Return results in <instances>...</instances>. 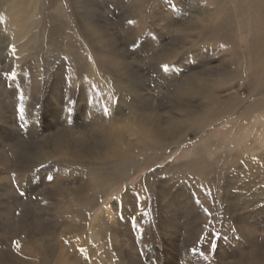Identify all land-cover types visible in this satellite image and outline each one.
Here are the masks:
<instances>
[{
    "label": "rangeland",
    "instance_id": "rangeland-1",
    "mask_svg": "<svg viewBox=\"0 0 264 264\" xmlns=\"http://www.w3.org/2000/svg\"><path fill=\"white\" fill-rule=\"evenodd\" d=\"M226 2L0 0V264H250L264 248V181L224 202L214 185L264 149V38L238 35ZM112 132L126 154L108 162ZM90 160L111 175L92 190ZM56 189H101L86 228Z\"/></svg>",
    "mask_w": 264,
    "mask_h": 264
},
{
    "label": "bare ground",
    "instance_id": "bare-ground-1",
    "mask_svg": "<svg viewBox=\"0 0 264 264\" xmlns=\"http://www.w3.org/2000/svg\"><path fill=\"white\" fill-rule=\"evenodd\" d=\"M212 2L220 9L223 10V7H224V3L226 1H223V0H212ZM227 5H230L232 8H233V11L231 14H228L227 13V17L228 16H233L234 18L237 17L238 15L240 16H243V18L245 19V22H246V25L243 26V28L240 30L238 29V35L240 36H243L244 38H254V39H257V38H264V29H262L263 25H264V0H231L229 2H226ZM215 6V8H216ZM225 11H222V14L224 13ZM32 13V12H31ZM219 13V12H218ZM221 13H219L220 17L221 18H224ZM226 18V17H225ZM240 23V22H239ZM258 24V25H257ZM15 27H19V26H16ZM20 29V27H19ZM23 31V29L21 30ZM17 33V32H16ZM22 33V32H21ZM24 34V33H23ZM237 35V37H238ZM23 36V35H22ZM25 36V35H24ZM22 46V45H21ZM264 98V97H262ZM252 106V105H251ZM258 105H256L257 107ZM254 108V107H253ZM254 109H252L249 113H252ZM255 110H257V117L258 116H264L262 115V113L264 112V105H259V107H257ZM244 113V112H243ZM248 112L243 116V118L248 119L251 117V115L249 114ZM247 124V127L249 126L250 124V121L249 123H246ZM252 127V126H250ZM93 128V127H92ZM254 129V128H252ZM260 129V128H259ZM113 131V130H112ZM149 131V130H148ZM146 132V131H145ZM248 132V131H247ZM150 133V132H149ZM261 133H262V136H264V128L261 129ZM92 134V133H91ZM142 134V133H141ZM148 134V132H147ZM112 141L111 143L109 144L108 147H106L104 149V152L102 153L101 152V155L104 154L106 152V149H108V151L106 152L107 154H110L112 155L113 157H125V152L123 151L122 149V145L119 146V143L121 142L120 139H119V136L116 132H112ZM151 136V135H150ZM141 138V136H139ZM148 137V136H147ZM144 138V137H143ZM151 138V137H150ZM122 144V143H121ZM97 149V148H96ZM95 153V151H94ZM128 153V152H127ZM103 158L104 161H108V162H113L112 160H108V157L107 155H102L101 156ZM107 158V160H106ZM144 158V157H143ZM257 157H255L256 159ZM242 162L245 160H251V158H247V157H242L241 158ZM257 162H253V164H251V166H244L246 167V169L244 171L247 172L246 173H243L241 174L238 179H240L241 176H244V180H238V179H235L236 176H233L231 178L232 175L234 174H240L242 173L241 170H237L239 169L240 167H236L237 164H236V161H234L233 164H222L221 165V169L222 170H219L217 171V175L215 173V181H214V185L216 183L217 178L220 176L221 179L219 180V190H220V193H221V199L222 201L224 202V199L225 197L227 199H229L233 192L237 190V187L239 188H242L243 186L246 185L247 183V177H248V180L249 181H254L256 182V189L258 190V195H260L258 198H261L262 196V192H263V187L262 185L259 183V180L260 178L264 181V170L261 169L264 167L263 163H264V149L261 150L260 152V155L258 156V159H257ZM61 163V162H60ZM90 164V166L87 167V176H88V181L86 182L89 187L92 189H94L95 187L96 188H100V186L102 184H105L107 182V180L109 179V177H111L110 173H100V167H94L95 163L92 162L91 160L88 162ZM206 162H201V166L203 169V166L205 167H208ZM208 163V162H207ZM256 163V164H255ZM74 165V164H73ZM209 165V164H208ZM256 165V166H255ZM87 166V165H86ZM92 166V167H91ZM210 166V165H209ZM198 167V166H197ZM236 167V169H235ZM70 168V167H69ZM77 168V167H76ZM74 169V167H73ZM195 169V168H194ZM211 169V168H210ZM70 170V169H69ZM102 171V170H101ZM197 171V170H196ZM199 171V169H198ZM205 171V170H204ZM216 172V170H214V168L212 167V172ZM243 171V172H244ZM113 172V171H112ZM111 172V173H112ZM121 172V171H120ZM194 173V172H193ZM102 174V175H101ZM246 176V177H245ZM260 178H259V177ZM118 177V176H117ZM226 179L228 180V182H225ZM243 179V178H242ZM199 181V180H198ZM201 182H203V184L205 183V179H201L200 180ZM210 182V180H209ZM198 183V182H197ZM240 185V186H239ZM201 186H204V185H201ZM206 186V185H205ZM211 187V186H210ZM209 187V188H210ZM198 189V188H197ZM212 189V187H211ZM68 190V189H67ZM70 190V189H69ZM74 190V189H73ZM99 190V189H97ZM242 190V189H241ZM57 194H59L61 197H64V195L66 194V191L62 190L61 192L57 191V189L55 190ZM95 192V191H94ZM103 192V191H102ZM203 192V191H202ZM70 192L68 191V194ZM99 194H101V189L97 192V194L93 195L92 199H86V200H83L79 198H77L78 196H81V194L79 195H67L66 197V201L64 205L62 206H58V210L61 214H64V216L67 218V222L66 224L68 226H71V228H79L81 229L82 227H85V222L87 220V217H88V212H89V205L93 203L94 199H98L99 198ZM92 195V194H90ZM82 197V196H81ZM236 196H234L233 198H235ZM91 201V202H89ZM97 204V203H96ZM108 206V205H107ZM104 207V206H103ZM93 208V207H92ZM108 210V207H105V210L103 211V213L105 215H107L109 213V210ZM117 214V213H116ZM92 219V218H91ZM76 220V221H75ZM72 221V222H71ZM106 221V218H103V216L101 217H98L97 221L95 222H92L91 223V227L92 228H97V227H104V224L103 222ZM97 222V223H96ZM86 228V227H85ZM77 229V230H79ZM99 229V228H97ZM96 229V230H97ZM70 232H73V231H70ZM246 233V232H245ZM82 234V232L80 233ZM95 234V233H94ZM73 235V234H72ZM86 236V235H85ZM1 240V239H0ZM4 240V239H3ZM85 240V239H84ZM148 241V240H147ZM26 242H29V241H26ZM99 243V242H98ZM28 243H25V246L24 244H19V249L23 252H27L28 253ZM78 244H80V242H78ZM82 245V244H81ZM43 246V245H42ZM41 246H39L40 248ZM17 248V250H18ZM37 248V246H36ZM20 251V252H21ZM33 251V250H32ZM30 253V252H29ZM34 253V251H33ZM11 254V253H10ZM247 257H249V260H250V264L252 263L251 260H254V259H257L258 261H263L264 262V248L262 249V247L260 248H257V249H254L253 251H250L249 253H247ZM10 258V257H9ZM24 256H22L19 252H17V254L15 253V251H13V259L14 260H17L15 262H18V261H21L23 260ZM31 258V257H30ZM33 259V258H32ZM38 260V259H37ZM42 261V260H40ZM257 261V262H258ZM29 263V262H28ZM42 263V262H41ZM30 264V263H29ZM254 264H258L256 262H254ZM260 264V263H259ZM263 264V263H262Z\"/></svg>",
    "mask_w": 264,
    "mask_h": 264
},
{
    "label": "snow or ice",
    "instance_id": "snow-or-ice-1",
    "mask_svg": "<svg viewBox=\"0 0 264 264\" xmlns=\"http://www.w3.org/2000/svg\"><path fill=\"white\" fill-rule=\"evenodd\" d=\"M128 23H132V21H129ZM160 68L164 71V72H168L170 69H169V65H167V64H161L160 65ZM48 179L49 180H51L52 179V177H48ZM21 195H23V193H21ZM203 239V238H202ZM13 243H16L15 241H13ZM194 251H195V249H193Z\"/></svg>",
    "mask_w": 264,
    "mask_h": 264
}]
</instances>
